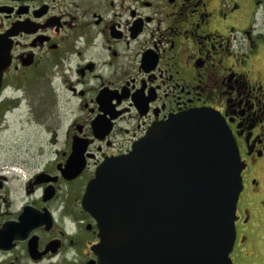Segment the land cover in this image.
<instances>
[{
    "label": "flooded vegetation",
    "instance_id": "flooded-vegetation-1",
    "mask_svg": "<svg viewBox=\"0 0 264 264\" xmlns=\"http://www.w3.org/2000/svg\"><path fill=\"white\" fill-rule=\"evenodd\" d=\"M207 107L244 163L233 264H264V0H0V264H98V168Z\"/></svg>",
    "mask_w": 264,
    "mask_h": 264
},
{
    "label": "water",
    "instance_id": "water-1",
    "mask_svg": "<svg viewBox=\"0 0 264 264\" xmlns=\"http://www.w3.org/2000/svg\"><path fill=\"white\" fill-rule=\"evenodd\" d=\"M243 168L216 109L157 123L89 182L84 203L99 223L98 264H233Z\"/></svg>",
    "mask_w": 264,
    "mask_h": 264
},
{
    "label": "rangeland",
    "instance_id": "rangeland-1",
    "mask_svg": "<svg viewBox=\"0 0 264 264\" xmlns=\"http://www.w3.org/2000/svg\"><path fill=\"white\" fill-rule=\"evenodd\" d=\"M260 232H261V234H263V235H264V230H260Z\"/></svg>",
    "mask_w": 264,
    "mask_h": 264
}]
</instances>
